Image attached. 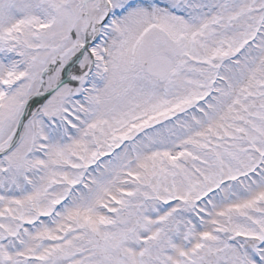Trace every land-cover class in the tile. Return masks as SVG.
I'll return each instance as SVG.
<instances>
[{"label": "snow or ice", "instance_id": "snow-or-ice-1", "mask_svg": "<svg viewBox=\"0 0 264 264\" xmlns=\"http://www.w3.org/2000/svg\"><path fill=\"white\" fill-rule=\"evenodd\" d=\"M0 264H264V0H0Z\"/></svg>", "mask_w": 264, "mask_h": 264}]
</instances>
